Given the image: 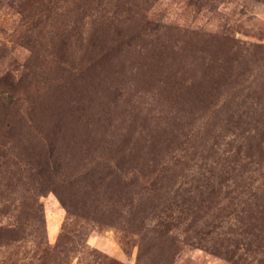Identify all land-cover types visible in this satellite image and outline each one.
<instances>
[{
	"label": "rangeland",
	"instance_id": "374dc122",
	"mask_svg": "<svg viewBox=\"0 0 264 264\" xmlns=\"http://www.w3.org/2000/svg\"><path fill=\"white\" fill-rule=\"evenodd\" d=\"M0 264H264V0H0Z\"/></svg>",
	"mask_w": 264,
	"mask_h": 264
}]
</instances>
